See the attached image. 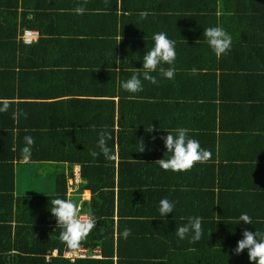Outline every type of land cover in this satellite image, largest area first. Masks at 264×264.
Here are the masks:
<instances>
[{"label": "trees", "instance_id": "trees-1", "mask_svg": "<svg viewBox=\"0 0 264 264\" xmlns=\"http://www.w3.org/2000/svg\"><path fill=\"white\" fill-rule=\"evenodd\" d=\"M216 25L232 37L219 58L202 38ZM26 28L39 33L33 44L20 38ZM161 31L176 41L174 77L154 73L158 83L145 81L142 92L120 90ZM159 102L166 122H177L168 131L185 127L208 151L204 163L175 173L158 167L169 155L161 139L168 133L158 121L148 130L138 112ZM0 105H7L0 190L6 181L10 195V213L0 217V264H254L247 250H233L244 228L264 232V0H8L0 12ZM101 131L111 159L90 155ZM29 163L44 165L49 194L14 192L17 165ZM56 197L94 215L74 249L49 210ZM165 197L175 210L159 218ZM241 212L253 223L234 225ZM190 216L202 219L195 243L175 234ZM96 249L99 259L91 257Z\"/></svg>", "mask_w": 264, "mask_h": 264}, {"label": "clouds", "instance_id": "clouds-1", "mask_svg": "<svg viewBox=\"0 0 264 264\" xmlns=\"http://www.w3.org/2000/svg\"><path fill=\"white\" fill-rule=\"evenodd\" d=\"M74 11L77 15H81L84 9L82 7H77ZM139 15L141 18H144L148 13L146 11H141ZM203 29L202 38L211 52L217 58L227 54L231 48V35L220 25ZM24 30L33 29L26 28ZM22 33L20 38L23 41ZM151 39V47L147 51H144L141 57L142 66L139 67L140 71L133 72L127 79L119 81L118 87L120 90L129 94H137L143 91L145 81L151 84H157V75L169 80L174 77V63L177 55L176 41L170 39L167 33L163 31L154 32ZM37 40L38 39L25 44H33ZM118 61L119 59L113 61L117 65V67H115L117 69L120 68ZM165 65L168 67L165 68ZM191 72L194 75L196 69L193 68ZM154 73L157 75H153ZM6 110L7 105H0V112ZM148 130H151V127L148 128ZM166 131L168 134L161 137V139L166 149L165 153L169 155L166 159L163 157L157 160L159 168L174 173L185 172L190 170L194 164L204 163L208 159V151L201 147L198 140L189 135V129L177 127L174 131ZM107 135L106 131H101L99 133L96 141V148L99 151H91L90 155L92 157L95 158L97 155H103L105 159H111V149L106 142ZM25 141L28 145H31L33 142L30 137H25ZM144 147V144L141 142L138 151H143ZM24 151L27 153L28 149L25 148ZM79 166L77 168H79ZM71 182L69 181L70 186H72L73 183ZM49 210L56 219L57 227L61 229L59 233L60 239L70 249L78 247L80 241L84 239L95 226V218L91 209L88 210L87 216H81V209L71 200L61 199L59 197L52 198L50 200ZM174 210L175 201H171L166 197L161 198L158 202L157 211L159 215L157 217L165 218L169 213H174ZM219 221L221 220H217V222ZM241 222L244 224L253 223L251 217L245 212L240 213L234 225L240 224ZM228 223L233 224L232 222ZM175 234L180 240L187 238L193 243L199 241L203 234L201 217H188L184 224L175 228ZM128 235L129 230L125 229L123 236L126 238ZM244 250H247L248 260L250 262H254V264H264V232L257 230L252 232L244 228L242 231V238L237 241L233 251L235 254H240ZM98 254H100V250Z\"/></svg>", "mask_w": 264, "mask_h": 264}, {"label": "crops", "instance_id": "crops-1", "mask_svg": "<svg viewBox=\"0 0 264 264\" xmlns=\"http://www.w3.org/2000/svg\"><path fill=\"white\" fill-rule=\"evenodd\" d=\"M7 2H8V0H0V12H3V13L6 12V10H7ZM185 87H186L185 85L182 86V88H185ZM174 88L175 87H171L170 89H174ZM164 109H166L165 103L164 102H159L157 104V106L152 108V110L149 109V112L139 111L138 113L140 114L141 119H143V118L145 119V124L146 123L149 124L148 127H151V129H153V127H155L154 123L156 121H158L159 129L172 130L171 129L172 126L174 124H176L177 122L175 121V122H172V123H167L166 122V115L163 116V114H162V110H164ZM135 119L140 120L139 117H137L136 115H135ZM184 119H186V117L182 116V117L178 118V121H181V120H184ZM30 165H31L30 163L28 165H26V166L23 165V164H19L16 167V172H15L16 173V175H15V182L16 183H15V191H14L16 194H19V195L23 194V192H22L23 183L21 181V178H22L23 174L25 173L24 170H31V169H26L27 167H30ZM38 165H39L38 170H40V169H44L45 170L44 165H41V163H38ZM162 178H164V174L161 175V179ZM50 181H51V179L48 178V179L44 180V183L41 186H38V185L34 184L32 190H34L33 192H35V195H44L45 193L49 194L50 189L53 187V185L51 186ZM2 183H3V181H2ZM3 185H4V189L0 190V217L1 216H8V214L10 213V211L8 209V199L10 197V195L8 193L9 192L8 183L5 181V183H3ZM85 192L88 193V190H86ZM90 197H91V192L89 191V197L87 199H85V200H89ZM83 214H84V212H83ZM13 222H15V220H13L12 223ZM15 227H16V222H15ZM81 249L83 250L85 248L81 247L80 250ZM96 250H100V249H96ZM56 254L57 253H55V251H54L53 255H56ZM64 256H66L65 253H64ZM84 257L85 256H83V258ZM91 257H93L95 259H99V258H101V254H97V255L96 254L95 255L92 254Z\"/></svg>", "mask_w": 264, "mask_h": 264}, {"label": "rangeland", "instance_id": "rangeland-1", "mask_svg": "<svg viewBox=\"0 0 264 264\" xmlns=\"http://www.w3.org/2000/svg\"><path fill=\"white\" fill-rule=\"evenodd\" d=\"M39 165L38 163L36 164H31L30 167H27L26 169H31L28 170L26 172V175L24 177L21 178V181L23 183L22 185V192L26 194H31V193H35L33 192L34 190H32L33 185L36 184L38 186H41L44 183V180L47 178V172L44 169H40L38 171ZM33 181H35V183L33 184ZM72 189V186H70ZM83 198L87 199L89 197V191L88 193L85 192L83 193Z\"/></svg>", "mask_w": 264, "mask_h": 264}, {"label": "built area", "instance_id": "built-area-1", "mask_svg": "<svg viewBox=\"0 0 264 264\" xmlns=\"http://www.w3.org/2000/svg\"><path fill=\"white\" fill-rule=\"evenodd\" d=\"M38 36H39V33L37 31H34V30H24L23 33H22V39L24 41V43H31L33 42L34 40L38 39ZM80 169L77 168L76 169V174H75V180L73 181L75 187L78 183L81 182V179H80ZM81 216H86L85 214L81 213L80 214ZM55 253H57V251H55ZM99 253V250H95L93 255H97ZM65 255L66 256H72V253L69 252V251H66L65 252ZM77 256H80V257H83L85 256V249H81L78 253H77Z\"/></svg>", "mask_w": 264, "mask_h": 264}]
</instances>
